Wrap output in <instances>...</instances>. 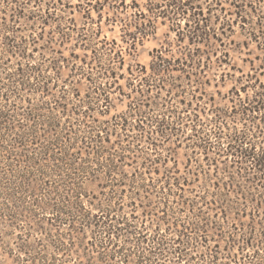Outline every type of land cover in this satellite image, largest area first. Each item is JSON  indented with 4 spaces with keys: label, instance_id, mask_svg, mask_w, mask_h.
Here are the masks:
<instances>
[{
    "label": "trees",
    "instance_id": "trees-1",
    "mask_svg": "<svg viewBox=\"0 0 264 264\" xmlns=\"http://www.w3.org/2000/svg\"><path fill=\"white\" fill-rule=\"evenodd\" d=\"M28 1L0 0V35L1 29L18 31L17 23L24 16ZM256 2L259 7L261 3L264 5V0ZM50 5L45 12L48 16L52 14ZM250 11L256 14L257 32L264 35V12L259 14L260 8L255 6ZM27 16L30 19L31 14ZM5 41L9 44L10 39L5 37ZM103 55L107 62L94 58L90 73L83 74L82 65L74 67V75H84L91 86L81 98L73 93L72 97L81 101L70 103L68 87L65 81L59 83L58 71L55 77L47 73L46 58L37 59L34 54H0V178L6 184L16 183L15 194H35L38 190L35 186L41 181L40 197L45 194L48 200L43 203L45 207H39L49 222V231L57 235V252L71 259L73 249L86 232H93L84 245L89 253L87 263L82 264H99L95 262L98 259L100 264H114L117 256L120 264H126L134 251L140 263L165 264L170 261L169 255L174 254L180 264L187 259L188 252L208 242L209 231L214 229L221 234L223 226L231 231L228 240L232 245L241 237L238 243L241 253L244 248L263 246L264 79L259 78L261 74H247L246 82L233 91L230 99L227 97L231 106L217 110L212 106L209 108L212 116L207 121L193 108L185 107L178 112L171 105L161 116L146 119L133 104L126 112L99 121L94 114L107 113L111 105L108 89L111 84L103 80L115 78L113 65L122 62L119 54ZM154 58L149 74L144 66H139L140 74H135V77L146 74L142 76L146 84L161 76L165 72L163 67L171 64L161 54ZM263 67L264 59L258 69ZM195 74L200 81L203 76ZM155 87L159 91L164 89L161 84ZM182 101L179 102L184 104ZM148 107V112L154 110L152 102ZM189 110V114L183 115ZM79 112L81 118L75 117ZM149 125L154 128L147 130ZM172 139L175 145H184L194 153L187 160L189 165L194 160L198 168V171L187 168L191 179L178 176L177 170L162 172L156 166L161 162L159 152L154 158L136 162L134 155L142 142L155 147L156 140ZM199 149L203 151L206 168L197 159ZM84 152L87 158H83ZM171 159L173 154L165 156L163 162ZM125 166H131L132 171L125 172ZM201 171L205 176L215 175L211 188L190 189L192 183L200 180ZM52 177L57 178L50 180ZM89 185L98 188V195L88 191ZM140 196L156 197L161 215L147 212L140 218L134 214ZM230 203L241 207L234 216L236 222L227 221ZM189 209L195 219L176 217L161 228L174 211ZM45 211L51 212L45 215ZM243 217L249 221L243 223L240 220ZM257 228H260L258 234ZM133 242L138 243L136 250L126 248ZM209 248L211 259L217 260L219 247ZM253 254H258V249H253Z\"/></svg>",
    "mask_w": 264,
    "mask_h": 264
},
{
    "label": "rangeland",
    "instance_id": "rangeland-1",
    "mask_svg": "<svg viewBox=\"0 0 264 264\" xmlns=\"http://www.w3.org/2000/svg\"><path fill=\"white\" fill-rule=\"evenodd\" d=\"M48 4H51V16L45 13ZM252 6L260 8L259 14H263L264 5L261 3L259 7L256 0H30L25 5L24 16L17 23L18 31L11 33L1 29L0 54H34L37 59L46 58V65H49L47 73L55 77V71H58L59 83L65 81L68 87L70 103L81 101L72 97L73 93L76 92L81 98L91 86L84 75H74V67L82 65L83 74H87L90 66L93 69L97 58L107 62L105 60L108 58L103 54H119L122 62L113 65L116 77L103 80H107V85L111 84L108 88L111 105L107 113L94 114L99 121L109 120L114 115L126 112L132 104L146 119L147 116H161L166 112L165 108L171 105L178 112L185 110V107L193 108L203 121H207L211 119L209 108L212 106L214 110L231 106L230 96L234 90H239L240 84L246 82L247 74H261L259 78L264 79V67L258 69L264 59V35L257 32V17L250 11ZM28 14H31L30 19H27ZM5 37L10 39L9 44ZM197 37L199 38L195 41ZM156 54H161L171 64L163 67L165 72L161 76L146 84L142 78L146 74L136 77L135 74H140L139 66H144L149 74L152 61H156ZM195 73L203 76L200 81ZM182 74H189L191 77L181 76ZM158 84L164 89L159 91L155 87ZM197 86L200 89H196ZM182 99L184 104L179 102ZM165 100L169 101L165 104ZM151 102L154 110L148 112ZM75 117L81 118L80 112ZM152 128L154 126H146L147 130ZM173 140H156L155 147L142 142L140 148L136 149L137 152L134 149L136 162L154 158L156 152H159L161 162L156 166L162 172L164 169L177 170L178 176L191 179L192 174L187 172L198 171V168L195 167L194 160L193 165H189L187 160L190 156L194 157V153L191 154V150L184 145H175ZM170 154H173L175 162L174 159L163 162L164 157ZM82 155L87 158V152ZM197 159L203 168L207 167L201 149L197 150ZM133 165L136 166V163ZM190 167L192 169L187 171ZM123 170L129 173L132 167L125 166ZM204 174L203 171L200 172V180L192 183L190 189L211 188L215 175ZM56 178L52 177L50 180ZM15 185L14 181L11 184L3 183L0 178V264L87 263L89 253L84 245L93 232H86L73 249L72 258L65 259L57 252V235L54 231H49V222L41 215L43 211L39 206L45 207L43 203L48 200L45 194L43 198L40 197L41 181L37 182L35 189L38 190L33 195L29 192L15 194ZM87 188L89 192L98 195L95 185ZM43 192H46L45 188ZM136 203L138 207L134 214L140 218L147 212L149 215H161L154 196L137 197ZM230 205L232 207L227 210V221L236 222L234 216H237L241 207ZM183 211H174L175 213L167 216L164 220L166 223L161 228L176 217L186 220L196 218L191 209ZM49 212L51 211H45L44 214L49 215ZM240 220L243 223L249 221L244 217ZM259 229L257 228L256 234ZM230 232L227 226H223L221 234L218 230L209 231L208 242L200 244L197 251L188 252L187 259H184L188 260L186 264H248L249 261L264 264V245L253 248L258 249V254H253L251 248H244L241 253L238 249L241 237L238 236L236 243L232 245L228 240ZM136 246L138 243L133 242L126 248L136 250ZM208 246L219 247L217 260L211 259L209 253L212 252H208ZM134 252L126 264H151L146 261L140 263L138 253ZM242 255L246 257L242 259ZM169 256L170 261L165 264H179L175 261L176 255ZM119 259L117 256L114 264H120ZM98 260L95 262L100 264Z\"/></svg>",
    "mask_w": 264,
    "mask_h": 264
}]
</instances>
